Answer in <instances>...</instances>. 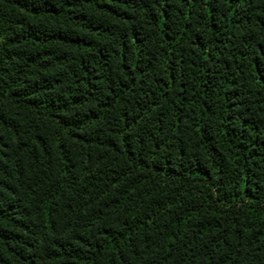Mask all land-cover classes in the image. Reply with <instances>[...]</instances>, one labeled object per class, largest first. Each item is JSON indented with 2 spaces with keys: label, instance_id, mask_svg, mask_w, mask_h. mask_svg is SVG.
Here are the masks:
<instances>
[{
  "label": "trees",
  "instance_id": "16d2710c",
  "mask_svg": "<svg viewBox=\"0 0 264 264\" xmlns=\"http://www.w3.org/2000/svg\"><path fill=\"white\" fill-rule=\"evenodd\" d=\"M0 264H264V0H0Z\"/></svg>",
  "mask_w": 264,
  "mask_h": 264
}]
</instances>
